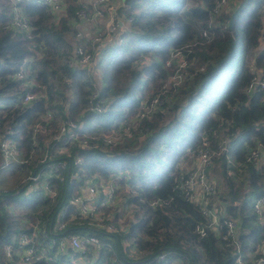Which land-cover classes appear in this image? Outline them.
<instances>
[{
  "label": "trees",
  "instance_id": "trees-1",
  "mask_svg": "<svg viewBox=\"0 0 264 264\" xmlns=\"http://www.w3.org/2000/svg\"><path fill=\"white\" fill-rule=\"evenodd\" d=\"M218 1L123 5L124 41L104 44L111 56L87 70L75 49L96 47L76 33L93 34L98 27H86L77 15L86 5L83 0H64L66 11L58 18L46 6L20 3L29 23L24 31L13 26V0H0V140L9 138L20 151V162L0 171V186L9 185L0 190V264H77L70 250L58 251L50 239L86 233L97 237L102 249L90 252L83 264H233L236 251L224 229L207 228L202 237L194 231L195 225H206L207 217L187 200L184 180L202 142L211 157L204 167L213 188L209 209L236 222L242 251L264 239V223L252 208L264 194V161H247L248 151L264 142V91L245 93L253 72L264 66V0H247L232 31L228 21L242 0H228L235 6L213 14ZM177 48H183L189 63L186 77L163 95L174 72L166 62ZM21 68L24 79L16 77ZM27 92L35 98L22 102ZM155 95L162 96V104L143 116L140 102ZM96 104L104 106L103 112L91 111ZM65 120L76 123V138L68 139L69 129L55 141ZM129 122L130 139L104 140L105 134L122 133ZM51 140L69 147L70 161H63L62 172L69 179L53 180L52 198L42 191L24 197L18 182L31 173ZM76 157L81 161L75 165ZM86 183L97 185L99 193L102 186L114 187L117 206L99 205L107 215L102 224H112V233L90 217L77 216L69 203ZM104 198L103 193L99 203ZM33 232L32 245L41 257L25 261L21 236ZM129 248L135 250L131 257Z\"/></svg>",
  "mask_w": 264,
  "mask_h": 264
},
{
  "label": "built area",
  "instance_id": "built-area-1",
  "mask_svg": "<svg viewBox=\"0 0 264 264\" xmlns=\"http://www.w3.org/2000/svg\"><path fill=\"white\" fill-rule=\"evenodd\" d=\"M24 1H32L40 5L50 8L51 12L55 17H60L64 15L66 11V4L64 0H13L14 8L12 14V23L17 30L28 29V21L22 16L19 8V4ZM86 4L82 6L81 10L77 12V15L84 19L85 22L92 25V27H98L100 22L108 21L106 25V35L101 36V34H91L83 30H79L76 36L83 39L85 42L96 47V50H86L83 47H77L75 49V55L77 56V61L87 68V70L93 68L96 63V58L98 57L99 49L106 43H122L124 41L123 32L125 30V25L122 20L121 8H118L119 4L125 5V0H83ZM228 4V0H219L215 6L211 9L213 14L220 13ZM85 12H90L89 16ZM105 12L108 15H105ZM105 15V16H104ZM130 21V20H129ZM84 24V23H83ZM226 28V27H224ZM206 30L202 32L203 36L206 37ZM167 66H173L174 72L169 77V83L164 85L163 95L173 87L179 86L184 78L186 77V65L187 59L184 55L183 48L174 49L166 62ZM185 67V69H183ZM23 68L19 69L16 73V77L19 79H24ZM254 90L264 91V66L260 70H255L253 72V78L247 88L245 93L251 94ZM96 93L93 94V97ZM35 98L32 92H27L22 102H30ZM91 103V101H90ZM162 104V96L155 95L153 97H146L140 102V110L143 116H150L157 108ZM104 110L102 104L91 105V111L101 113ZM77 125L70 120H65V122L59 128V132L55 135V141L62 139L69 129H72L68 139L76 138V134L73 132ZM125 129L122 133H114L112 135L104 136V140L108 144L117 143L126 138L125 135L130 134L131 122L127 123ZM204 141V140H203ZM63 142V140H62ZM64 144L61 146L57 153L54 151H46L42 158H44L38 167L35 168L33 173L29 174L27 179L23 181L24 187L20 189L23 192L24 197L31 196L32 194L42 191L49 197H54L56 191L54 189L53 180L58 179L63 181L64 179H69V175H63L62 172L66 168L65 160H69L68 145ZM55 144V143H54ZM221 150L226 149V147H220ZM261 150L263 151L260 155ZM247 161H252L255 164H259L260 160L264 161V142H258L256 147L248 151ZM0 153L2 156L3 164L0 169L8 167L11 162H20V151L16 145L10 141L9 138L0 140ZM57 154H63V156H57ZM196 162H194L193 170L188 174L187 178L184 180V185L188 192L186 193L187 200H193L201 208L202 213L207 217L206 225H195L194 231L199 234V236H204L206 234V229H224L225 238L232 241L235 248V259L233 264H264V239L253 249H248L245 251L241 250L237 238V226L233 219L224 217L220 219L216 210L214 208L209 209V195L212 193V185L207 181L204 174V167L209 165L211 162V157L207 152V142H202L201 148L194 154ZM56 157V158H55ZM259 160V161H258ZM81 161L80 157L74 159V164H78ZM228 162L233 166L232 162L228 158ZM39 168V169H38ZM38 169V170H37ZM37 170V171H36ZM61 173V174H59ZM233 172L230 171L229 174ZM182 179V178H181ZM99 192L97 185L92 183H86L85 186L77 192L69 203L76 207V213L79 217H90L102 219L100 216L101 211H99V205H113L116 202L115 199V189L112 185H107L104 194L105 198L101 203L99 199L94 200V195ZM159 201L153 202L152 206H157ZM253 211L256 213L258 219L264 223V194L252 201ZM106 218V217H105ZM107 233H112L114 228L113 225L108 223L103 225ZM64 228L63 223L57 225V230H62ZM35 233L23 234L21 236V243L24 246V260L35 257L40 258L41 255L37 254V248L32 245L33 237ZM50 246L56 247L58 251L64 252L65 250H70L71 257L78 260H85L88 254L93 251H99L102 249L101 241L89 234H68L59 236L57 239H50ZM253 247V246H252ZM7 251L11 252V248L7 246ZM164 255L159 256V260H162ZM118 264H120L118 262Z\"/></svg>",
  "mask_w": 264,
  "mask_h": 264
},
{
  "label": "rangeland",
  "instance_id": "rangeland-1",
  "mask_svg": "<svg viewBox=\"0 0 264 264\" xmlns=\"http://www.w3.org/2000/svg\"><path fill=\"white\" fill-rule=\"evenodd\" d=\"M235 4H236V2L235 1H231L226 7H225V9H229V8H232L233 6H235ZM121 7H123V4H119V6H118V8H121ZM86 14H87V17L89 16V13L90 12H85ZM105 15H108V13L106 12L105 13ZM104 15V16H105ZM124 19V16H123V14H122V20ZM185 20L187 21V22H189V23H192V21H191V18H190V16H188V15H185ZM107 23H108V21H106V22H100V24H99V26H98V30L95 32V33H93V34H101V29L102 28H104L105 30H106V25H107ZM123 24L125 25V21L123 20ZM83 25H85L86 27H92V25H90V24H88L87 22L85 23L84 22V24ZM92 34V35H93ZM90 46H93V45H90ZM105 46V45H104ZM103 46V47H104ZM102 47V48H103ZM264 47V39H263V41H262V43H261V45H260V48H263ZM102 48H100L99 49V51H98V57L96 58V63L97 64H103V63H105L108 59H109V57L111 56V50L110 49H108V48H104V49H102ZM87 50V49H86ZM88 51V50H87ZM251 59V58H250ZM189 65V63H188V61H187V65L185 66V67H187ZM185 67L183 68V69H185ZM60 130V129H59ZM107 135H109V134H105V136H107ZM103 136V135H102ZM125 137H126V139L125 140H127V139H130L131 138V134H127V135H125ZM54 138V140H55V136L53 137ZM50 143H52V140L51 141H47L46 142V147H44L43 148V150H42V152H41V154L39 155V157H38V160H37V162L35 163V165H34V169L36 168V167H38L39 165H40V162L44 159V158H42L43 157V155L45 154V152L46 151H54L55 153H57V151L59 150V149H62V147L61 146H56L54 143H52L53 145L51 146V147H49V144ZM56 158V157H55ZM29 161H27V163H28ZM192 162V161H191ZM194 162H196V160L194 161ZM197 163V162H196ZM5 168H3V169H0V171H3ZM33 169V170H34ZM33 170H30L31 171V173L33 172ZM31 173H29V174H31ZM29 174H27V176L26 177H23L22 179H20V181L18 182V185H19V187H18V191L20 192V189H21V185L20 184H23V181L25 180V179H27L29 176H31V175H29ZM29 175V176H28ZM1 176V175H0ZM89 182V181H88ZM5 186V185H4ZM3 186V184L0 186V190L4 187ZM7 187L9 186V185H6ZM5 186V187H6ZM16 187H17V185H16ZM107 186H102V188L100 189V191H101V193H99V192H97L95 195H94V200H97V199H99L101 196H103V193H104V191H105V188H106ZM3 189H6V188H3ZM115 204H116V206H117V203L116 202H114ZM100 216L102 217V219L100 220V219H97V218H91V219H94L95 221H97V225H100V226H103L104 224H102V221H104L105 220V217L107 216V215H105L104 213H100ZM123 244L124 245H126V243L125 242H123ZM126 250V249H125ZM134 249H132V248H129V250L127 251V254H128V256L129 257H131V254H134ZM83 261H86V260H78V262H77V264H83L84 262Z\"/></svg>",
  "mask_w": 264,
  "mask_h": 264
},
{
  "label": "water",
  "instance_id": "water-1",
  "mask_svg": "<svg viewBox=\"0 0 264 264\" xmlns=\"http://www.w3.org/2000/svg\"><path fill=\"white\" fill-rule=\"evenodd\" d=\"M135 0H125V5L131 7L133 5ZM247 0H242L238 6L233 10V12L230 15L229 21H228V29L229 31H232L233 29V23L235 18L237 17L240 10L243 8V6L246 4ZM215 231V229H214Z\"/></svg>",
  "mask_w": 264,
  "mask_h": 264
},
{
  "label": "crops",
  "instance_id": "crops-1",
  "mask_svg": "<svg viewBox=\"0 0 264 264\" xmlns=\"http://www.w3.org/2000/svg\"><path fill=\"white\" fill-rule=\"evenodd\" d=\"M229 9H231V8H229Z\"/></svg>",
  "mask_w": 264,
  "mask_h": 264
}]
</instances>
